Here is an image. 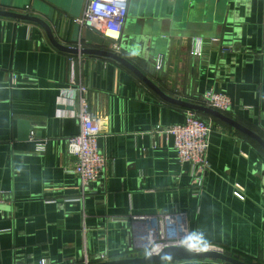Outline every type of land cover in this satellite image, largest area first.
<instances>
[{
	"label": "crops",
	"instance_id": "crops-1",
	"mask_svg": "<svg viewBox=\"0 0 264 264\" xmlns=\"http://www.w3.org/2000/svg\"><path fill=\"white\" fill-rule=\"evenodd\" d=\"M85 5L0 0V11L29 14L53 30L70 23L61 43L67 46ZM192 38L204 40L201 56L190 53ZM119 46L120 56L175 100L197 104L207 91L228 96L231 107L222 114L241 129L199 115L212 132L210 170L197 192L191 166L178 163L172 139L155 133L157 126L184 124L188 110L101 57H83L75 80L72 55L54 48L39 26L0 17V192L6 194L0 264H82L84 251L91 264L103 263L102 254L106 262L141 256L143 226L131 217L166 214L186 215L191 247L264 264V148L245 133L264 141V0H129ZM224 46L232 51L222 54ZM157 57L163 58L160 70ZM79 86L87 91L107 158L104 172L84 189L67 144L79 133L73 117ZM22 124L30 137L48 141L45 152L18 141Z\"/></svg>",
	"mask_w": 264,
	"mask_h": 264
},
{
	"label": "built area",
	"instance_id": "built-area-1",
	"mask_svg": "<svg viewBox=\"0 0 264 264\" xmlns=\"http://www.w3.org/2000/svg\"><path fill=\"white\" fill-rule=\"evenodd\" d=\"M128 3L129 0H86L82 15L73 22L84 30H91L103 36L110 42L111 51L120 54L119 37L127 19ZM82 48L83 46L79 43L78 50ZM189 50L193 56H201L204 50V40L192 38ZM231 51V47L224 46L221 48L222 54ZM82 58L80 55L71 56L69 60L70 63H73L76 60L81 61ZM162 66L163 58L157 57L155 59L156 69L160 70ZM75 90L77 109L73 117L78 122L79 133L74 137H70L67 144L68 154L75 158L72 172L78 178L81 188L84 189L104 172L107 158L98 146L100 127L90 114L89 104L85 98L87 91L83 86H79ZM195 102L220 113L228 112L231 107V100L228 96L213 91L205 92ZM211 132L210 123L200 118L193 111H186L184 124L168 128L157 126L155 130L156 134L172 139L178 163L191 166V184L197 192L202 190L205 175L210 170L208 151ZM29 141L33 144L36 152H45L47 140L37 139L32 133ZM4 195H6L5 192H0V204L3 202ZM236 195L242 198L239 193H236ZM83 198L84 195L78 199L83 201ZM131 220L133 223L143 226L144 237L146 238V251L143 255H156L163 248L178 244L193 248L188 243L189 232L185 214L132 216ZM82 259V264H91L86 251L83 252ZM98 261L106 262L108 257L102 254L99 256ZM37 264H47V262L40 260Z\"/></svg>",
	"mask_w": 264,
	"mask_h": 264
},
{
	"label": "water",
	"instance_id": "water-1",
	"mask_svg": "<svg viewBox=\"0 0 264 264\" xmlns=\"http://www.w3.org/2000/svg\"><path fill=\"white\" fill-rule=\"evenodd\" d=\"M0 17L13 19L17 21H24L28 23L35 24L39 26L46 34L51 45L57 50L70 54L72 56H97L104 59L111 60L117 64L122 65L131 72H133L150 90L157 94L162 100L175 106L182 107L188 111H193L198 115H206L223 122L230 124L231 126L241 129L235 122L228 119L222 113L208 108L200 104H192L188 102H183L181 100H175L166 94L159 87H157L153 82H151L146 76H144L135 66H133L128 60L120 56L119 54L108 51L110 47V42H108L103 36L91 30H84L78 24H73L72 36L70 39V44L65 46L61 43L66 39V29L70 23L56 24L55 30L52 29L48 22L37 17L30 16L25 13H12L0 11ZM83 31V36L80 37V32ZM81 42L90 43L92 46L98 48H89V46H84L81 50H78V44ZM106 48V49H105ZM84 60L74 61L72 63L74 68L75 80L78 78L79 66L84 64ZM23 130L18 135V141L26 142L30 137V128L27 124H22ZM247 133L251 138L257 141L261 147L264 148V141L257 137L255 134L250 132ZM204 261H214L220 262L222 264H251L245 262L244 260L238 258L237 256H231L225 254L221 250L216 248H188L182 244L168 246L163 248L156 255H141V256H130L127 258L113 260L109 262H103L99 264H165V263H198Z\"/></svg>",
	"mask_w": 264,
	"mask_h": 264
},
{
	"label": "trees",
	"instance_id": "trees-1",
	"mask_svg": "<svg viewBox=\"0 0 264 264\" xmlns=\"http://www.w3.org/2000/svg\"><path fill=\"white\" fill-rule=\"evenodd\" d=\"M199 116V115H198ZM204 120V119H203ZM231 256H234V255H231ZM238 257V256H237ZM239 258V257H238ZM245 262H247V261H245ZM249 263V262H248Z\"/></svg>",
	"mask_w": 264,
	"mask_h": 264
}]
</instances>
